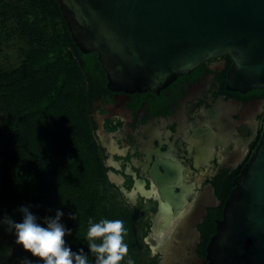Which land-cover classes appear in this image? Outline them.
Here are the masks:
<instances>
[{
    "label": "flooded vegetation",
    "instance_id": "1",
    "mask_svg": "<svg viewBox=\"0 0 264 264\" xmlns=\"http://www.w3.org/2000/svg\"><path fill=\"white\" fill-rule=\"evenodd\" d=\"M230 67L227 56H216L143 93L103 89L88 74L101 162L137 216L146 264H208L229 186L264 125V89L233 87Z\"/></svg>",
    "mask_w": 264,
    "mask_h": 264
},
{
    "label": "trees",
    "instance_id": "2",
    "mask_svg": "<svg viewBox=\"0 0 264 264\" xmlns=\"http://www.w3.org/2000/svg\"><path fill=\"white\" fill-rule=\"evenodd\" d=\"M8 51L17 53L18 63L2 62ZM91 73L105 89L97 55L77 49L56 0H0V219L19 222L23 205L41 221L59 209L61 223L72 229L66 243L85 252L89 219H120L128 256L146 264L137 216L109 183L94 139ZM26 257L36 264L0 224V264Z\"/></svg>",
    "mask_w": 264,
    "mask_h": 264
},
{
    "label": "water",
    "instance_id": "3",
    "mask_svg": "<svg viewBox=\"0 0 264 264\" xmlns=\"http://www.w3.org/2000/svg\"><path fill=\"white\" fill-rule=\"evenodd\" d=\"M56 2L77 49L97 55L110 91L158 92L216 56L231 60L233 87L264 89V0ZM233 184L208 264H264V125Z\"/></svg>",
    "mask_w": 264,
    "mask_h": 264
},
{
    "label": "clouds",
    "instance_id": "4",
    "mask_svg": "<svg viewBox=\"0 0 264 264\" xmlns=\"http://www.w3.org/2000/svg\"><path fill=\"white\" fill-rule=\"evenodd\" d=\"M30 205L18 208L21 220L16 222L10 216L0 219V224L15 236V244L36 259V264H90L89 256L94 264H135L128 256L129 246L124 242L127 229L120 219L102 218L98 222L89 219L85 237L87 252L81 247L73 251L66 243L65 237L72 234V229L61 223L64 213L57 209L55 216H46L41 221L31 210ZM75 220L74 215L69 216ZM125 257L127 259L125 260ZM21 264H33L27 257Z\"/></svg>",
    "mask_w": 264,
    "mask_h": 264
},
{
    "label": "rangeland",
    "instance_id": "5",
    "mask_svg": "<svg viewBox=\"0 0 264 264\" xmlns=\"http://www.w3.org/2000/svg\"><path fill=\"white\" fill-rule=\"evenodd\" d=\"M5 56L6 58L2 59V62L9 60L14 64L18 63V55L15 51H8Z\"/></svg>",
    "mask_w": 264,
    "mask_h": 264
}]
</instances>
